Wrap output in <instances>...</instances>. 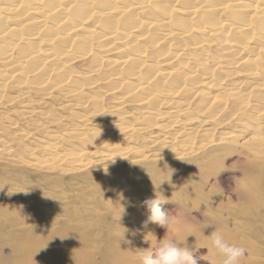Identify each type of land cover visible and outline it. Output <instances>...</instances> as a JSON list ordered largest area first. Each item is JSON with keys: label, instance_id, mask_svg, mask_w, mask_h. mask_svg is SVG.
Masks as SVG:
<instances>
[{"label": "bare ground", "instance_id": "1", "mask_svg": "<svg viewBox=\"0 0 264 264\" xmlns=\"http://www.w3.org/2000/svg\"><path fill=\"white\" fill-rule=\"evenodd\" d=\"M54 94L114 124L62 138L47 133L28 150L30 166L103 170L135 151L120 145L124 137L139 135L157 159H205L238 141L234 128L250 134L238 142L253 150L263 145L264 0H0L3 150L39 135L19 122L47 117L40 108ZM16 102L21 110L10 109ZM66 142L78 147L65 151ZM74 213L59 211L61 223L35 238L43 246L28 251L26 264L113 263L91 244L89 219Z\"/></svg>", "mask_w": 264, "mask_h": 264}, {"label": "rangeland", "instance_id": "2", "mask_svg": "<svg viewBox=\"0 0 264 264\" xmlns=\"http://www.w3.org/2000/svg\"><path fill=\"white\" fill-rule=\"evenodd\" d=\"M10 107L21 110L22 104L16 102ZM40 109L49 115L34 113L18 125L20 130L39 129V135L17 146L11 143L13 153L3 150L0 143V264H26L28 251L43 246L35 238L53 231L55 223H61L64 216L59 211L64 209L75 211L79 219H89L85 228L96 237L91 244L110 255L112 264H142L141 254L147 249L154 251L163 238L189 248L198 264H222L224 257L210 243L214 230L229 245L246 250L239 264H264V130L258 136L263 145L249 150L238 141L250 134L234 128L238 141L228 142L205 159L199 154L157 159L150 155V149L143 148L144 136L132 140L124 137L119 142L123 148L137 147L129 150L119 165L110 163L103 170L88 165L79 172L68 170L67 165L47 170L23 162L29 159L28 150L36 139L44 140L51 132L60 138L78 130L90 134L109 129L114 123L108 115L69 106L57 94ZM54 117L59 118L57 123H53ZM83 118L87 121H81ZM120 136L124 135H110L114 140ZM77 147L69 142L63 146L65 151ZM140 155L144 157L139 159ZM156 197L169 201L162 205L171 217L167 232L157 224L144 225L150 214L144 201ZM207 225L212 226L205 228ZM113 248L123 251L122 257L120 252H112Z\"/></svg>", "mask_w": 264, "mask_h": 264}, {"label": "clouds", "instance_id": "3", "mask_svg": "<svg viewBox=\"0 0 264 264\" xmlns=\"http://www.w3.org/2000/svg\"><path fill=\"white\" fill-rule=\"evenodd\" d=\"M166 203H169V201L158 197L144 201L150 213L144 222L145 226L148 223L157 224L166 229L167 232L171 224V217L162 208V205ZM210 226L212 225H207L205 228ZM161 241L162 243L154 251L147 249L141 254L140 260L142 264H198L197 258H194L189 248L180 247L174 240H165L163 238ZM210 243L212 248L224 257L222 264H239L241 258L246 255L244 248L229 245L216 230L210 234Z\"/></svg>", "mask_w": 264, "mask_h": 264}]
</instances>
